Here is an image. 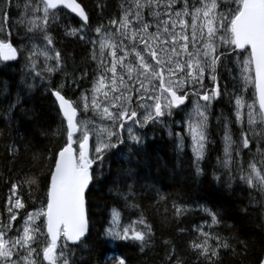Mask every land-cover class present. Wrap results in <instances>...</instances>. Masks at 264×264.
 <instances>
[{
	"label": "snow or ice",
	"instance_id": "snow-or-ice-1",
	"mask_svg": "<svg viewBox=\"0 0 264 264\" xmlns=\"http://www.w3.org/2000/svg\"><path fill=\"white\" fill-rule=\"evenodd\" d=\"M3 3L0 61L6 62L16 60L20 53L12 43L11 30L5 26L11 0ZM29 7L31 18L24 20L27 30L42 33L45 41L43 50L34 46L30 53L32 67L36 68L35 57L43 55L45 62H55L56 67L47 68L49 73L54 72L62 61L47 34L49 21L58 18L59 10L68 9L86 26L88 13L78 0H39L25 5L26 10ZM80 31L73 28L67 34L77 35ZM95 32L98 38L91 41L92 59L97 61L98 75L91 95L85 92L74 101L59 90L53 93L62 112L65 141L54 155L46 157L50 164L45 198L39 207L28 212L25 195L31 197L39 179L8 182L7 223L0 214V264H70L69 244L81 241L89 230L86 192L94 179L93 165L102 163L106 153L124 144L125 133L130 141L139 144L137 128L149 123L164 124L166 117L183 112L196 160L203 159L208 144L209 110L212 102L221 97L219 69L226 68L224 61L232 54L240 67L243 88L242 94L234 98V116L221 113L218 118L225 129L224 152L229 158L225 165H231L233 122L241 126L246 123L254 138L258 135L264 139V0H124L119 19L98 26ZM205 79L211 82V88ZM249 88L250 103L244 95ZM90 112L94 114L91 117L87 115ZM169 135L173 133L170 131ZM240 136L241 146L250 148L248 132L241 130ZM183 144L181 135L180 147ZM257 153L259 161H250L247 175L240 179L264 191V151L257 148ZM20 210H24V216L16 227ZM184 211L187 210L176 208L177 215ZM203 211L211 217L212 225L220 223L215 212L207 208ZM197 231L200 242L192 241L190 247L213 264L220 249L230 245L202 228ZM106 235L119 241L139 242L143 248L154 232L142 215L122 223L121 213L113 210ZM213 240L217 242L215 246ZM240 243L247 248L243 241ZM175 255L173 250L168 259L171 261ZM117 264L126 261L121 258ZM175 264L182 261L177 257ZM259 264H264V257Z\"/></svg>",
	"mask_w": 264,
	"mask_h": 264
},
{
	"label": "trees",
	"instance_id": "trees-1",
	"mask_svg": "<svg viewBox=\"0 0 264 264\" xmlns=\"http://www.w3.org/2000/svg\"><path fill=\"white\" fill-rule=\"evenodd\" d=\"M78 1L89 16L86 26L67 9L59 10L58 18L54 22L49 21L47 34L61 53L62 61L61 66L49 75L46 72L48 66L44 67L49 61L45 62L43 55H38L35 69L29 58L35 50V41L45 44L43 34L30 33L24 23L32 15L31 9L26 10L25 5L36 4L39 0H11L5 26L11 30L12 43L21 54L16 60L0 61V214H3L5 223L9 181L39 179V186H33L31 197L25 195L28 212L39 207V202L45 198L50 164L46 157L54 155L65 141L63 116L53 93L59 90L71 99L75 98L76 91L78 96L84 91L90 92L98 69L97 62L92 59L91 41L97 35L95 29L107 26L112 19H119L121 4L124 3V0ZM3 11L4 3L0 0V13ZM73 28L81 31L77 35H68L67 32ZM224 64L226 68L222 66L219 69L221 97L209 110V140L203 159L197 162L188 135L180 147L184 131L177 125V118L185 125L183 112H174L175 116L165 118L164 124L150 123L139 129V144L125 135L124 144L106 153L103 162H97L93 167L94 179L87 192L91 226L86 238L77 245L69 244L67 255L70 264H117L121 258L126 264H175L177 257L182 264H209L203 255L190 247L192 241L200 242L197 228L210 232L214 237L218 235L230 245L227 249H220L213 264H259L264 257V191L248 186L240 177L247 175L249 163L255 155L259 161L257 148L263 151L264 139L261 144L258 135L254 138L246 123L241 126L233 122L231 165H225L226 158L229 159L223 156L225 145L222 135L225 129L222 122L218 123V118L221 113L233 117L234 98L242 94L243 81L235 54L229 56ZM37 72L40 75H36ZM62 84L63 88H60ZM205 84L212 87L208 79ZM251 93V88L244 93L249 103ZM241 130L248 132L252 141L250 148L241 146ZM169 131L176 136H169ZM256 132L259 134V127ZM177 207L187 211L177 215ZM205 208L217 214L218 225H212L211 217L203 211ZM113 210L121 213L122 223L137 220L142 215L154 232L150 242L142 248L139 242L108 237L106 230L111 226ZM23 216L24 210H20L16 227L22 223ZM216 243L212 241L214 246ZM173 250L176 255L170 261L168 256Z\"/></svg>",
	"mask_w": 264,
	"mask_h": 264
},
{
	"label": "bare ground",
	"instance_id": "bare-ground-1",
	"mask_svg": "<svg viewBox=\"0 0 264 264\" xmlns=\"http://www.w3.org/2000/svg\"><path fill=\"white\" fill-rule=\"evenodd\" d=\"M80 2V1H79ZM83 5V4H82ZM71 13V12H70ZM90 28V27H89ZM92 31V30H91ZM27 40V39H26ZM26 45V44H25ZM20 46V45H19ZM58 47V46H57ZM26 48V47H25ZM29 52V51H28ZM20 53V52H19ZM21 54V53H20ZM19 54V55H20ZM233 55V54H232ZM38 57V56H37ZM232 58H234V57H232ZM40 59H42V58H40ZM44 59V58H43ZM36 60H38L37 58H36ZM27 61H29V59L27 60ZM39 61V60H38ZM40 61H42V60H40ZM44 61V60H43ZM7 62V61H6ZM9 62V61H8ZM37 62V61H36ZM53 63V62H52ZM27 64H29V63H27ZM39 64V63H38ZM42 64V63H41ZM40 64V65H41ZM37 65V64H36ZM52 65V67H55V63L54 64H51ZM28 66V65H27ZM29 66L31 67V65L29 64ZM42 69V68H41ZM26 71H28L27 69H26ZM41 72H43V71H41ZM28 74V73H27ZM47 74H49L50 75V73L49 72H47ZM93 75V74H92ZM27 77V76H26ZM67 78H69V77H67ZM20 79V78H19ZM29 79V78H28ZM84 80V79H83ZM86 81V80H85ZM22 82V81H21ZM25 82V81H24ZM26 83V82H25ZM29 84V83H28ZM25 85V84H24ZM38 86H41L40 84L38 85ZM37 86V87H38ZM88 87V86H87ZM26 88V87H25ZM61 88V87H60ZM85 88V87H84ZM30 89H32L31 87H30ZM43 89V88H42ZM75 91H76V89H75ZM85 92V91H84ZM76 93L78 94V91H76ZM80 93V92H79ZM77 94H75V95H77ZM82 94V93H81ZM64 95V94H63ZM79 95V94H78ZM55 97V96H54ZM66 98H68L67 96H65ZM56 99V98H55ZM70 99V98H69ZM73 100V99H72ZM57 101V100H56ZM57 103H58V101H57ZM214 103V102H213ZM211 106H212V104H211ZM214 106V105H213ZM177 113V112H176ZM234 114V113H233ZM174 115V114H173ZM175 116V115H174ZM177 116V115H176ZM212 116H214V115H212ZM232 116H234V115H232ZM177 118V117H176ZM180 118H181V116H180ZM212 118H214V117H211V120H212ZM177 119H179V118H177ZM173 120H175V118L173 119ZM210 120V121H211ZM214 120H215V118H214ZM214 120H213V122H214ZM179 121V120H178ZM170 123V122H169ZM172 123H173V121H172ZM215 123V122H214ZM216 123H217V121H216ZM215 123V124H216ZM236 123V122H235ZM152 124V123H151ZM212 124V123H211ZM215 124H214V126H215ZM149 125H150V123H149ZM160 125V124H159ZM167 125V124H166ZM174 125V124H173ZM178 125V124H177ZM164 126V125H163ZM170 126V125H169ZM175 126V125H174ZM236 126V125H235ZM148 127V126H147ZM177 127V126H176ZM213 127V126H212ZM216 127V126H215ZM214 127V128H215ZM162 128V127H161ZM168 128V127H167ZM238 128V127H237ZM163 129V128H162ZM171 130H172V128H170ZM169 129V130H170ZM216 129V128H215ZM223 129H224V127H223ZM223 129H221V131H223ZM240 129V128H239ZM164 130V129H163ZM176 130V129H175ZM152 130H150V132H151ZM157 131V130H156ZM237 131H240V130H237ZM244 131V130H243ZM153 132V131H152ZM154 132H155V128H154ZM161 132V131H160ZM165 132V131H164ZM170 132V131H169ZM224 132V131H223ZM167 133V132H166ZM150 134V133H149ZM165 134V133H164ZM176 134V133H175ZM219 134V133H218ZM153 135V134H152ZM167 135V134H166ZM222 135V134H221ZM238 135V134H237ZM240 135V134H239ZM239 135H238V137H239ZM151 136V135H150ZM168 136V135H167ZM170 136V135H169ZM172 136H176V135H172ZM222 136H224V135H222ZM235 137V136H234ZM150 138V137H149ZM151 139V138H150ZM171 139V138H170ZM176 139V138H175ZM209 140V139H208ZM169 141V140H168ZM174 141H176V140H174ZM173 141V142H174ZM172 142V141H171ZM209 142H211V141H209ZM144 143V142H143ZM238 143V142H237ZM179 144V143H178ZM187 145V144H186ZM225 145V144H224ZM237 145H239V144H237ZM223 146V145H222ZM236 146V145H235ZM238 147V146H237ZM176 148V147H175ZM238 149V148H237ZM183 150V149H182ZM185 150V149H184ZM183 150V151H184ZM241 150H242V148H241ZM233 151V150H232ZM174 152V151H173ZM209 152V151H208ZM220 152H221V150H220ZM242 152V151H241ZM171 153V152H170ZM222 153V152H221ZM176 154V153H175ZM216 155V153L214 154V156ZM217 155H219L218 153H217ZM225 154H223V156H224ZM239 155H240V157H241V154H240V151H239ZM175 156V155H174ZM180 156V155H179ZM221 156V155H220ZM222 156V157H223ZM232 157V156H231ZM214 158V157H213ZM238 158H239V156H238ZM237 158V160L238 161H240L239 159H241V158H239L238 159ZM227 159V158H226ZM179 160V159H178ZM217 160V159H216ZM216 160H214L213 159V161H216ZM141 161V160H140ZM219 161V160H218ZM139 162V161H138ZM217 162V161H216ZM222 162H223V159H222ZM221 162V163H222ZM179 163V162H178ZM181 164V163H180ZM218 164H219V162H218ZM142 165V164H141ZM144 165V164H143ZM164 165V164H163ZM202 165V164H201ZM224 165V164H223ZM176 166V165H175ZM218 166V165H217ZM219 166H220V164H219ZM166 167V166H165ZM193 167V166H192ZM197 168V167H196ZM195 168V169H196ZM202 168H203V166H202ZM212 168V167H211ZM214 168V167H213ZM232 168V167H231ZM183 169V168H182ZM198 169V168H197ZM200 169V168H199ZM213 170V169H212ZM198 171V170H197ZM192 172V171H191ZM210 172V171H209ZM219 172V171H218ZM212 174V173H211ZM201 175V174H200ZM221 175V174H220ZM242 175V174H241ZM203 176V175H202ZM94 177V176H93ZM2 211V210H1ZM5 212V211H4ZM6 215V214H5ZM89 217V216H88ZM90 222V221H89ZM91 226V225H90ZM103 233V232H102Z\"/></svg>",
	"mask_w": 264,
	"mask_h": 264
},
{
	"label": "rangeland",
	"instance_id": "rangeland-1",
	"mask_svg": "<svg viewBox=\"0 0 264 264\" xmlns=\"http://www.w3.org/2000/svg\"><path fill=\"white\" fill-rule=\"evenodd\" d=\"M29 9H31L30 7H29ZM97 34V33H96ZM98 37H97V35H95V37H94V39L96 40ZM33 45L34 46H38L39 47V49L40 50H43L44 48H45V44H42L40 41H35L34 43H33ZM51 54V53H50ZM246 55V54H245ZM38 59V57H35V59ZM97 62V61H96ZM46 66H51V61H49V64H47V63H45L44 64V67H46ZM46 72H48L47 70H46ZM97 75H98V69H97ZM97 75H96V77H97ZM96 77H95V79H96ZM205 83H206V79H205ZM210 88V87H209ZM92 89V88H91ZM86 92V91H85ZM84 92V93H85ZM89 93V95H91V93L90 92H88ZM81 96H78V94L77 95H75V98H71V99H73L74 101H77L79 98H80ZM212 105H213V102H212ZM191 107L192 106H190V107H188V110H190L191 109ZM185 114V113H184ZM89 117H91V116H93L94 114L93 113H88L87 114ZM166 118H168V117H166ZM185 119V118H184ZM166 120V119H165ZM97 122H99V120L97 119ZM180 125V127L181 128H183V131H184V133L182 132V135H183V138H185L186 137V135H188V130H187V125H186V123H185V125H183V124H179ZM135 134L136 135H138V136H140L141 137V134H140V132H139V128H137L136 130H135ZM125 135L127 136V134L125 133ZM189 136V135H188ZM189 139L191 140V138H190V136H189ZM232 139H233V136H232ZM259 141H261V144H262V141H263V139H259ZM191 143H192V141H191ZM192 145V144H191ZM196 155V154H195ZM256 155H255V157L252 159V161L253 160H256Z\"/></svg>",
	"mask_w": 264,
	"mask_h": 264
},
{
	"label": "water",
	"instance_id": "water-1",
	"mask_svg": "<svg viewBox=\"0 0 264 264\" xmlns=\"http://www.w3.org/2000/svg\"><path fill=\"white\" fill-rule=\"evenodd\" d=\"M79 2V1H78ZM68 10V9H67ZM68 11H70V10H68ZM74 14V13H73ZM75 16H77L76 14H74ZM78 17V16H77ZM79 18V17H78ZM80 19V18H79ZM56 98V97H55ZM57 100V99H56ZM58 101V100H57ZM58 105H59V102H58ZM94 166V165H93ZM91 185V184H90ZM90 187V186H89ZM89 190V189H88ZM88 190H87V192H88ZM87 192H86V200H87ZM89 230H90V226H89ZM89 230H88V232L85 234V236L84 237H82L81 239H83V238H85L87 235H88V233H89ZM80 242V241H79ZM78 242V243H79ZM78 243H76V244H78ZM71 244V243H70ZM76 244H71V245H76Z\"/></svg>",
	"mask_w": 264,
	"mask_h": 264
}]
</instances>
